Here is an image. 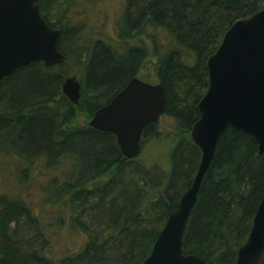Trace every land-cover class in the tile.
Here are the masks:
<instances>
[{"label": "trees", "instance_id": "1", "mask_svg": "<svg viewBox=\"0 0 264 264\" xmlns=\"http://www.w3.org/2000/svg\"><path fill=\"white\" fill-rule=\"evenodd\" d=\"M73 2L38 0L45 20L60 30L65 60L52 66L34 60L0 80V157L29 163L39 157L51 168L64 161V179L49 183L51 202L68 204L70 227L85 240L73 253L50 258L43 250L46 229L32 206L0 191V264H141L198 165L201 153L189 129L208 86L205 60L236 18L264 6V0H123L113 43L67 21L66 5ZM150 53L165 89L163 114L172 117L175 130L163 133L157 122H148L140 144L166 143L165 165H147L139 153L125 157L114 134L73 122L79 111L90 117L107 102ZM70 58L82 66L78 104L61 90L64 77L76 74ZM217 141L182 245L206 264H233L264 189V153L257 155L252 135L230 126ZM257 264H264V254Z\"/></svg>", "mask_w": 264, "mask_h": 264}, {"label": "water", "instance_id": "2", "mask_svg": "<svg viewBox=\"0 0 264 264\" xmlns=\"http://www.w3.org/2000/svg\"><path fill=\"white\" fill-rule=\"evenodd\" d=\"M59 36V28L39 11L38 0H0V80L34 60L46 66L63 62ZM205 61L208 86L196 104L199 115L189 129L201 153L198 165L141 264H206L202 256L183 252V233L217 140L228 126L252 135L257 155L264 153V6L236 18ZM64 78L61 90L78 104L80 78L74 73ZM165 100L160 81L152 83L135 75L93 111L87 124L114 134L122 155L136 157L142 148L143 127L159 121ZM255 208L233 264H257L264 254V189Z\"/></svg>", "mask_w": 264, "mask_h": 264}, {"label": "rangeland", "instance_id": "3", "mask_svg": "<svg viewBox=\"0 0 264 264\" xmlns=\"http://www.w3.org/2000/svg\"><path fill=\"white\" fill-rule=\"evenodd\" d=\"M123 0H74L70 5H66L64 15L70 24L75 25L77 22L88 28L93 33H99L105 40L115 42L118 39V22L123 10ZM68 6V7H67ZM148 32L153 29L148 28ZM155 32V31H154ZM150 47V41L146 34L142 37ZM138 41L137 38H134ZM158 40L165 42L164 33L158 32ZM148 47V48H149ZM156 56L149 54L144 62L143 68L137 73L139 77L148 82H157L154 74L153 62ZM70 70L76 75L81 73L82 66L74 58L67 60ZM91 118L87 114L79 111L74 118V124H86ZM157 126L163 133H171L175 130V121L165 114L159 116ZM166 143H146L141 148L139 155L142 161L147 165L150 162H157L165 165ZM30 157L34 155L35 149H31ZM51 159V157H50ZM52 160H47L51 163ZM56 168L46 167L43 159L35 157L29 162H22L16 156L0 157V191L7 192L10 195L20 196L38 216L45 227L48 242L43 249L51 258L57 259L64 254L73 253L84 242L85 234L79 229L70 227V207L64 201L60 205L51 202V189L49 183L51 180H63L65 175L61 164ZM105 177V176H104ZM100 178V180L104 179ZM104 264V263H103ZM109 264V262H108Z\"/></svg>", "mask_w": 264, "mask_h": 264}, {"label": "flooded vegetation", "instance_id": "4", "mask_svg": "<svg viewBox=\"0 0 264 264\" xmlns=\"http://www.w3.org/2000/svg\"><path fill=\"white\" fill-rule=\"evenodd\" d=\"M138 76V75H137ZM141 78V77H140ZM81 80V79H80ZM80 87H81V85H80Z\"/></svg>", "mask_w": 264, "mask_h": 264}]
</instances>
